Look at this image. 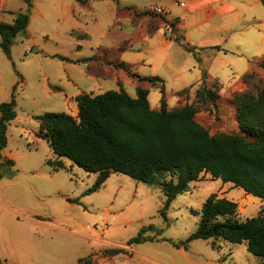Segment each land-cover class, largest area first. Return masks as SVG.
I'll return each instance as SVG.
<instances>
[{"label":"rangeland","instance_id":"rangeland-1","mask_svg":"<svg viewBox=\"0 0 264 264\" xmlns=\"http://www.w3.org/2000/svg\"><path fill=\"white\" fill-rule=\"evenodd\" d=\"M82 1L7 0L5 5L13 13L30 10L31 20L27 32L15 39L10 56L0 46V105L10 102L15 92L17 113L2 152L14 162L3 168L0 179L2 264H264L245 243L187 242L199 226L196 214L211 195L237 203L238 222L264 215L263 200L210 175L179 195L166 215L161 189L120 173L89 193L98 174L57 156L38 137L36 120L46 113L77 118L79 95L111 90L137 97L138 88L147 89L151 107L160 109V88L115 66L123 62L140 77L162 78L170 108L195 101L197 89L187 88L201 83L204 73L219 78L226 90L256 60L248 36L264 19V0H228L235 11L218 12L214 5L215 14L204 7V0H190V14L182 6L189 0ZM169 6L183 17V32L201 53V62L197 52L178 44L165 48L161 36H148L150 29L167 27L152 9ZM13 13H5L3 20L11 23ZM238 38L241 53L231 51ZM213 47L229 49L219 52ZM87 58L95 59L81 61ZM256 72L242 91L264 86V70ZM224 99L197 119L212 135L241 134L234 110L229 111L232 104ZM58 162L63 168L56 170ZM141 233V240L133 241ZM106 251L114 254L106 257Z\"/></svg>","mask_w":264,"mask_h":264},{"label":"trees","instance_id":"trees-1","mask_svg":"<svg viewBox=\"0 0 264 264\" xmlns=\"http://www.w3.org/2000/svg\"><path fill=\"white\" fill-rule=\"evenodd\" d=\"M14 14L13 23H0V46L8 56L15 39L27 32L31 20L30 10ZM158 16L167 26V36L185 51L196 53L197 49L184 36L178 35L179 19L167 21L166 15ZM161 28L155 27L150 32L153 34ZM58 58L73 62L67 57ZM94 59L81 61L89 63ZM115 66L140 81L159 87L162 93L160 110L151 108L149 90L138 88L137 97L124 90H111L97 96L81 94L77 97V118L66 113H46L36 117L38 137L46 140L57 156L70 160L88 173L98 174L89 193L101 190L113 173H120L161 189L166 196L163 211L166 215L179 195L187 193L190 186L200 182L205 175H210L213 180L232 184L264 201V86L253 91H237L230 98L236 108L241 134L212 135L196 118L201 111L217 109L222 90L219 81L209 83L208 75L204 74L201 83L187 88L197 89L195 101L169 109L162 78L140 77L124 62ZM257 69L264 70V60L243 76L244 84L257 77ZM187 89L180 93H186ZM15 109L14 92L10 102L0 105V160L3 159L0 179L5 166H14L11 159L3 158L2 152L9 142L8 126L17 117ZM62 168V163L55 164L56 170ZM196 215L200 216L199 226L187 242L212 240L215 245L225 240L233 244L245 243L249 253L264 260V215L238 222V204L215 194L206 200ZM141 237L142 233L133 241H140ZM183 246L187 247L186 244ZM107 253L114 254L112 251Z\"/></svg>","mask_w":264,"mask_h":264},{"label":"crops","instance_id":"crops-1","mask_svg":"<svg viewBox=\"0 0 264 264\" xmlns=\"http://www.w3.org/2000/svg\"><path fill=\"white\" fill-rule=\"evenodd\" d=\"M227 1L228 0H204V7L207 8L208 10H210V12L211 11L213 12L214 5L219 6L218 12H223V13L224 12L225 13L229 12L230 13V12L235 11L236 8L233 5L228 4ZM6 3H7V0H0V23L1 22H5L3 20L5 13H7V12L8 13H13L11 10H8V9L6 10V6H5ZM182 6L190 14V0L187 1V3H182ZM173 7L174 6H169L167 8L161 7V8H163L165 10V12H166V20L167 21H172L173 19H179L180 22L177 24L178 35L184 36L185 39H186V41L190 44L189 35L187 34V37H186L185 33L183 32V29H185L184 27H186L185 22H184V19H183L182 16H180V14H177L176 12H173V10H174ZM152 10H154V9H152ZM168 12H170L172 14H168ZM139 14H143V12H139ZM213 14H215V12H213ZM10 15L12 17V22H14V20H15L14 13L13 14H10ZM72 15H74V14H72ZM133 20H134V18H133ZM145 20H146V22H149L147 16L145 17ZM258 22H259V27H255V29H253V33H251V35L248 36V40L250 41V45H251V51H253L255 53V56L254 57L256 58V60L253 63H249L248 64V68L245 70V72L242 75L238 76L237 78L234 77L233 78V81L230 84V86L226 90H224V86L221 83V81H220L219 78H217L216 76H212V75L209 76L207 73H204V74H207L208 75V81H209V83H211L214 80L219 81V83L222 86L221 99L226 98V99H224V101H226L227 103H229L230 98L232 97L231 91L235 93L237 91H242L243 89L246 88L245 84L242 81L243 76L246 73H248L253 68V66L256 63L264 60V19L263 20L260 19V20H258ZM148 36L151 39L156 38L157 36H161V37H159V40L161 41L162 46L165 47V48H170L172 45L178 44L177 42L174 41V39H172V38H170L169 36L166 35V32H165V30L163 28H161L160 30L154 32L152 35H148ZM0 41H1V39H0ZM244 41H245V37H244ZM213 48L214 49H217L219 52H221V51L226 52V50L229 49V48L224 49L222 47L221 48L220 47H213ZM231 51L232 52H237V53H241V51H243L242 50L241 40L239 38L236 39V40L234 39V41H233V48H232ZM196 52H197L196 54L198 55L199 62H201V59H202L201 58V53L199 51H197V50H196ZM221 99L219 101H221ZM177 107H175V108H177ZM168 108L169 109H174V108H170L169 106H168ZM154 110H160V109H154ZM233 110H234V112L236 114V108L232 106V110H229V111L232 112ZM229 111L227 112L228 114H229ZM197 120L203 126H205V122L204 121H200L199 118ZM3 158L6 159L7 157L3 155ZM249 196H251V195H249Z\"/></svg>","mask_w":264,"mask_h":264},{"label":"built area","instance_id":"built-area-1","mask_svg":"<svg viewBox=\"0 0 264 264\" xmlns=\"http://www.w3.org/2000/svg\"><path fill=\"white\" fill-rule=\"evenodd\" d=\"M154 13L158 14V15H166V12L163 8L161 7H156L154 8Z\"/></svg>","mask_w":264,"mask_h":264},{"label":"flooded vegetation","instance_id":"flooded-vegetation-1","mask_svg":"<svg viewBox=\"0 0 264 264\" xmlns=\"http://www.w3.org/2000/svg\"><path fill=\"white\" fill-rule=\"evenodd\" d=\"M105 254H106V255L108 254V253H107V251H106V253H105ZM108 256H109V255H107L106 257H108Z\"/></svg>","mask_w":264,"mask_h":264}]
</instances>
